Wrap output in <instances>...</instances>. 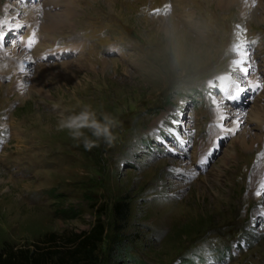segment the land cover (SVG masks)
Returning a JSON list of instances; mask_svg holds the SVG:
<instances>
[{
	"label": "rangeland",
	"instance_id": "obj_1",
	"mask_svg": "<svg viewBox=\"0 0 264 264\" xmlns=\"http://www.w3.org/2000/svg\"><path fill=\"white\" fill-rule=\"evenodd\" d=\"M187 2L0 0V250L99 218L95 264H264V0Z\"/></svg>",
	"mask_w": 264,
	"mask_h": 264
},
{
	"label": "trees",
	"instance_id": "obj_2",
	"mask_svg": "<svg viewBox=\"0 0 264 264\" xmlns=\"http://www.w3.org/2000/svg\"><path fill=\"white\" fill-rule=\"evenodd\" d=\"M117 221L125 223L128 205L113 206ZM103 227L97 218L95 225L86 234L64 239L51 234L46 242L31 247L0 250V264H95V255L102 243ZM121 253H125L122 249Z\"/></svg>",
	"mask_w": 264,
	"mask_h": 264
},
{
	"label": "clouds",
	"instance_id": "obj_3",
	"mask_svg": "<svg viewBox=\"0 0 264 264\" xmlns=\"http://www.w3.org/2000/svg\"><path fill=\"white\" fill-rule=\"evenodd\" d=\"M116 126L117 121L114 117L109 114L98 117L91 105H86L81 111L61 119L58 130H66L74 140L82 141L85 150L90 151L94 147H99L101 142L111 145L115 139Z\"/></svg>",
	"mask_w": 264,
	"mask_h": 264
},
{
	"label": "snow or ice",
	"instance_id": "obj_4",
	"mask_svg": "<svg viewBox=\"0 0 264 264\" xmlns=\"http://www.w3.org/2000/svg\"><path fill=\"white\" fill-rule=\"evenodd\" d=\"M253 2H254V0H253ZM244 43H245L244 41H241L240 44L237 45V47H238V49H239V51H240V57H241L240 61H238L237 63H243V62H245V61L247 60V58H248V53H247L246 51L243 50ZM242 70L244 71L245 74H247V71H248L247 68H244V69H242ZM250 86L253 87V89H256V88L261 87V85H260L259 83L255 84V85H250ZM244 91H245V89H243V88H239V89H238L233 95H230V96H229V99H230V100H233V101H235V100H239L240 97H241V94H242ZM218 119H219V121L222 122V121L225 119V117H224L223 114H221V115H219ZM218 126L223 127L222 124H219ZM238 129H239V124H237L236 127L233 128V129H228V131L234 135L235 132H236ZM257 195H260V192H257Z\"/></svg>",
	"mask_w": 264,
	"mask_h": 264
},
{
	"label": "bare ground",
	"instance_id": "obj_5",
	"mask_svg": "<svg viewBox=\"0 0 264 264\" xmlns=\"http://www.w3.org/2000/svg\"><path fill=\"white\" fill-rule=\"evenodd\" d=\"M195 1H197V0H194V2H195ZM180 2H182L183 5L189 4V3L187 2V0H180ZM191 9H192V8H191ZM71 15H72V14H71ZM69 18H70V15H67V18H66V19L68 20ZM20 58H21V57H20ZM18 59H19V58H18ZM25 64H26V63H25ZM23 65H24V64H23Z\"/></svg>",
	"mask_w": 264,
	"mask_h": 264
}]
</instances>
